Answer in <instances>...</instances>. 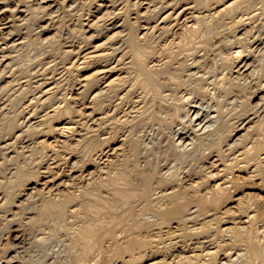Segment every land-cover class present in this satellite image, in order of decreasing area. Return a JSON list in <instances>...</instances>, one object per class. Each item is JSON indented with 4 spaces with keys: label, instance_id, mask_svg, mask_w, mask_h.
<instances>
[{
    "label": "bare ground",
    "instance_id": "obj_1",
    "mask_svg": "<svg viewBox=\"0 0 264 264\" xmlns=\"http://www.w3.org/2000/svg\"><path fill=\"white\" fill-rule=\"evenodd\" d=\"M148 1V12L144 16L138 15L135 22L126 20L121 12L118 16L111 17L110 19L113 20L111 27L122 29L117 30L100 45H96L95 51L86 52L83 56L85 64L82 65L87 66L90 63L100 65L92 76L84 75V78L80 77L81 81H79L81 92L85 96L90 90L97 91L93 95L97 104L93 112L100 116L97 118L96 129L90 128L91 124L80 122L74 131L80 137L85 162L98 164L96 178L84 184L86 174L81 173L74 176L70 182L59 184L60 187L59 185L51 186L48 190L38 193L40 203L35 213V223L48 222L56 217V221L62 226L67 224L72 226L73 238L78 237L80 242L88 246L85 250L87 254L91 252L93 254L92 258L87 259L83 264H264V224L262 223V226H260L261 223L259 224L262 220L260 219L262 207L259 203H255L257 198H250L255 202H249L245 198L235 199L234 195L245 184L240 181L241 176L236 174L237 171L247 172L249 183L259 179L264 184V156H262L264 154V116L260 117L262 115L260 111L253 110L250 105L249 108L245 105V110L241 109L239 113L236 110L229 114L224 109L228 104L233 106L241 104L242 92L264 80V66L257 74V68L252 59L253 52L264 49V27L255 34V26L250 25L256 11H262L263 7H255V0H233L228 4L223 3V8L212 12L213 20L207 21L204 17H197V25L189 31H210L220 37L212 43L197 45L195 42L189 47L184 38L177 40L178 37L173 34L177 32L175 31L179 26L177 21L184 13V9L176 14V7L171 6L172 11L162 17L160 22L156 21L157 23L155 22L156 24L152 27L142 29L145 32L140 30L138 20L142 17L151 19L156 13V8L158 9L153 3L154 0ZM221 1L201 0L200 8H209L211 13L210 11L215 10L216 4ZM246 2H248L247 6L240 11L239 6ZM171 4L173 2H162L160 9L165 10ZM7 12L9 10H2L0 5V41L5 40L7 44L0 45V65H4L5 50L10 47L7 37H4L5 29L2 26V20ZM109 14L106 13L104 16L108 17ZM13 15H19L18 17L27 15V10L17 5ZM119 18L122 19L121 23ZM171 19H175L176 22L169 25ZM225 19L226 22H224ZM178 28L182 29L181 25ZM242 31L244 32L241 34ZM170 36L172 39L167 42ZM159 40H165L166 43L159 44L161 43ZM15 45L14 43L13 46ZM233 48L238 49L231 58L230 50H234ZM189 56H191L190 62ZM121 64L125 70L137 71L149 86V100L146 105L139 106L140 109L137 108L136 117H141L140 122H142L146 119V110L151 109L152 113L156 112L158 123L156 126L151 125L150 133L144 130L142 136H135L136 131L134 132L133 125L130 126L128 133L120 134L127 123L118 121L119 118L115 116L106 115L108 105L116 101L118 111L122 102L133 92L131 86L129 89L126 87L129 75L113 79H110V76L106 77L107 73L116 70ZM206 64H212L215 67L214 70L208 71ZM219 69L221 73L218 75ZM227 69L229 72L225 71ZM91 72L88 73L91 74ZM53 88L43 90L41 100L46 101L51 98L54 94ZM235 91L240 94H234ZM120 93L122 96H119ZM72 103L75 104V101ZM72 109L70 103L55 107L51 110L52 112L49 110L44 112V109L43 114L41 112L36 118L35 113L27 115L28 117L24 120L22 118L23 121L18 122V127L23 132H27L26 129L29 127L45 125L49 119L51 121V117L58 115L62 110L71 113ZM252 110L254 116L249 114ZM132 111L133 108L130 113ZM80 115L87 120L93 116L90 113L89 115L80 113ZM256 117L260 118L257 121L259 126L249 141H246V138L239 133L246 129ZM22 131L17 136H21ZM64 132L61 131L59 135L64 136ZM119 135L123 136L120 141L124 148L121 146L115 148L112 145L118 140ZM36 144L41 148L47 147L45 140ZM239 144L240 149L236 147ZM27 147V151L35 159L36 145L31 147L29 144ZM165 148L174 155V161L161 163L158 154ZM120 149H122L121 152ZM203 155L209 158V166H203L198 171L200 175L198 181L187 178L191 175L189 173L192 168H187L183 162ZM79 157L72 150L68 152L67 157L62 158L66 163L74 160L73 167H75ZM34 165L33 168L19 165L14 171L11 170L10 186L13 191L0 196V209L5 207L9 199L19 207L20 204L18 205L17 201L26 196L31 197L33 193L35 195L39 187H37L39 178H48L45 181L47 186L55 185L57 175L53 171L54 168L46 166L44 160ZM69 173V176L74 175L71 170ZM236 200L238 210L233 211L229 205ZM235 214L237 217L233 216ZM37 231L35 230L34 234L35 246L40 242ZM239 242L244 243L245 247H240L246 253L237 248ZM32 243L33 241L28 242L23 232L13 231L6 245L0 246V264H58L57 257L50 252L44 255L42 261L35 260L30 254L33 248Z\"/></svg>",
    "mask_w": 264,
    "mask_h": 264
},
{
    "label": "rangeland",
    "instance_id": "obj_2",
    "mask_svg": "<svg viewBox=\"0 0 264 264\" xmlns=\"http://www.w3.org/2000/svg\"><path fill=\"white\" fill-rule=\"evenodd\" d=\"M11 1H12V3H11ZM102 1H103V3H101ZM165 1H168V3L173 2V4H171L170 7H167L168 9L166 8L165 10H163V9L161 10L160 5L162 2H165ZM232 1L233 0H222L221 2L216 4V6L213 5V7L214 6L216 7V8H214L215 10L210 11L211 13H209V10H210L209 8L208 9L200 8L202 6L201 0H154V2H153L154 5H156V7H158V9L156 8V13L154 14V16L151 19H147L146 17L140 18L138 20V24H139V26H141L140 30H142V29L146 30L147 28L155 25L157 22H160L162 17H164L165 15H167L169 12L172 11L171 6H175L176 7V9H175L176 14L178 12H180L182 9H184V13L187 14V15L184 13L181 14L179 16L178 21H177L178 25L179 26L181 25V27H182V29L178 28L179 26L176 27L177 29L175 31H177V32L173 33L174 35H176V37H178L177 40L184 38L187 41L186 43L188 44V46L190 45L189 47L194 45L192 43H195V42L197 45H202L203 43H210V42L212 43V42L216 41V39L218 40L220 36L214 35V32H210V31H207V32L204 31V32H206V33H204V32H198L197 30L196 31L194 30L192 32V31H189V29H192L195 27V25H197L196 21L200 17H204L207 21L213 20V18H212L213 16L211 15L212 12H215L216 9L219 10V9L223 8V3L228 4ZM148 3H149L148 0H115V1L114 0H105V1L104 0H74V1L73 0H66V1L65 0H34V1L33 0H16V1L15 0H0V5L2 6V10H7V11L9 10V12L6 13L7 15L4 18V20H2V23H3L2 26H4V29H5L4 37H7V39H8L7 41H9L8 45L10 46L5 50L6 53L4 52L6 65H5V63H4V65H0V67H1L0 68V82H1L0 83V111H2V112H0V114H1V116H0V138H1L0 139V148H2V149H0V182L2 181V183L0 184V187H1L0 188V196L5 195L6 192L10 193L13 191V189L10 186L11 185L10 175L12 174V171H14L15 168L19 165L20 166L26 165L27 167L29 166V167L33 168L35 166L34 164H36L40 160H44L45 163L47 164L46 166L51 167V169L54 168L53 171L57 175V177H56L57 179L55 178V185L51 184V185L47 186V185H45V181L48 178H42V179L39 178V182H38L37 187L38 186L39 187L42 186V187L37 188L38 190L35 193V195L33 193L31 197L26 196V197L22 198L20 201H17V204L18 205L20 204L19 207L15 206L12 203V201L9 199L8 203L5 205V207L3 206L0 209V216H1L0 217V238H1L0 239V246H5L7 241H9V236L11 235V233L13 231L17 230V231H20V232H23L24 234H26L28 242L33 241V243H32L33 248L31 249L30 254L32 257H34L35 260L42 261V259L44 258V255L47 252H50L53 256L57 257L56 260H57L58 264H83L87 259L89 260L92 258V256H93L92 252L87 254V252L85 251L86 247H88V246H86L84 243L80 242L78 237L75 239L73 238L72 226H70L68 224L62 226L60 223H58L56 221V219H57L56 217L51 218V220L48 222H44V223H37L36 222L35 223V216H36L35 213L37 212L38 207H39V203H40V202H38V193L48 190L51 186L58 187L59 184L68 183L74 179V176L79 175L81 173L86 174V180H85L84 184L88 183V182L92 181L94 178H96V176L98 174V167H97L98 164L94 163V162H85L84 157L82 156V151H81L82 148L80 146L81 144H80V140H79L80 137L74 131L75 130L74 128L77 125H79L80 122H82L83 124H88V125L91 124V126L89 125V127L96 129L98 127L97 126V122H98L97 118L100 116V114L93 112V108L96 107V105H97L95 100L93 99V95L97 91L92 92L90 90L87 93L85 92L86 93V96H85V94H83L81 92V89H80L81 84L79 82V81H81L80 77L83 79L84 75L85 76H88V75L92 76V73L95 70L99 69L100 65L98 63H94V64L90 63L87 66L82 65V64H85L83 62L84 61L83 56L86 54V52L90 53L91 51H95L97 49L98 45H100L102 42H104L108 38H110L117 30L122 29V28H114V26L111 27L112 22H113V20L110 19L111 17H114V16L116 17L121 12V13H123V17H125L126 20H129L131 22H135L138 15L144 16L148 12V10H147ZM247 3L248 2L243 3L242 5L239 6L240 11L245 9V6H247ZM255 3H256L255 7H260V6L263 7L262 11H260V12H259V10L256 11V13L254 14L255 17L252 20V23L250 24L251 26H255L256 30H254V31L256 34V33H258V31L262 30L264 27V15H263L264 14V0H255ZM118 4H120V5H118ZM17 5H20L21 9L27 10V15H23L21 17H18L19 15L14 16L13 10L17 7ZM95 5H97V6H95ZM24 7H26V8H24ZM186 9H188V10H186ZM88 11H89V13H88ZM109 11L111 12V14H109L110 13ZM106 13L109 14V16H108L109 18L104 16ZM133 13H134V15H133ZM35 14H37V15L35 16ZM95 16H97V17H95ZM224 18H226V17H224ZM119 19H120L119 22L121 23L122 19L121 18H119ZM79 21L83 24H81ZM169 21H170L169 25H172L173 23L176 22L175 19H171ZM224 22H226V19ZM222 24H224V23H222ZM90 25H92V27H90ZM127 28H128V24L125 27V30ZM247 28H249V27H247ZM41 29H43V30H41ZM98 30H99V32H98ZM143 32H145V31H143ZM243 32L244 31H242L241 34ZM40 33H42V34H40ZM79 38H80V40H79ZM88 39H89V41H87ZM170 39H172V36H170L168 38V40H166V41L169 42V41H171ZM0 42H1V44H0L1 46L7 45V44H5V40H2ZM159 42H161L159 44L166 43L165 40H163V41L159 40ZM14 43L16 44L15 46H13ZM34 43H36V44H34ZM67 45H69V46H67ZM72 46H74L75 48ZM233 49L234 50H230V53L232 52L230 54L231 58L233 57L232 54H235L236 49H238V48H233ZM78 51H79V53H77ZM78 55H79V57H78ZM45 56L48 58V60ZM228 56H229V54H228ZM252 59L254 60V66L256 65L257 74H259L258 73L259 69H261V67L264 66V49L261 51L253 52ZM127 60H129V59H127ZM190 60H191V56L188 57L189 62H190ZM60 63H61V65H60ZM114 64H117V63H114ZM206 65H207L206 69L210 72H212V70H214V68H215L214 66H212V64H206ZM109 67H107V69ZM118 67L116 70H113L112 72L107 73L106 77L110 76V79H113V78H116L119 76L120 77L125 76L126 74L129 75L127 77H128V81L130 83L128 82L126 87H128V89L132 87L133 92L129 98H126L122 102L123 106L121 105V108L118 111L116 108V101H114L113 104L108 105L106 107V112H107L106 115L115 116L117 119L119 118L118 121H120V122L125 121L127 123L125 129L124 130L122 129L120 131L121 132L120 134L128 133V130L130 129L131 125H133L135 127L134 132L136 131V133H137V134L135 133V136H138V135L142 136L143 135L142 132L144 130L148 131L150 133L151 132V125L156 126L158 123V120L156 119V117H157L156 112L152 113L151 109L146 110V112H145L146 113L145 114L146 119L143 120L142 122H140L141 117L140 118L136 117L138 115L136 113L137 108L139 106L140 107L143 106L144 104L146 105V102L149 100L150 92H149L148 83L144 78H142V76L138 75L137 71H135L133 69L125 70L122 68L123 64L119 65ZM94 68H96V69H94ZM56 69H58V70H56ZM225 71L229 72V69H227ZM75 72L79 73V75ZM85 72H86V74H85ZM88 72L89 73L91 72V74H89ZM9 73H11V74H9ZM23 73H24V75H23ZM220 73H221V69L218 70V75ZM36 74H37V76H36ZM3 76H4V78H3ZM50 78H51V80H49ZM76 78H77V80H76ZM262 81L263 82H261L260 84H258V83L253 84L252 88H249L246 91L242 92V94H241V100H242L241 102L242 103L241 104L239 103L238 105H236L237 107L233 106L232 104H228L225 106L224 109L226 111H228L229 114L234 113L236 110H238V113H239V110H241V109L245 110L246 106L248 105L247 107L249 108V105H250V107H253V110L258 109L260 111V114H262L260 117H263L264 116V92H263L264 87H262V85L264 84V80H262ZM57 85H58V87L56 88ZM48 88H53L54 94L48 100L43 101L40 98L41 94H42L43 90H46ZM80 93H81V95H80ZM237 93H238V91L234 92V94H237ZM238 94H240V93H238ZM60 95H62V96H60ZM69 96H71V97H69ZM119 96H122V94L120 93ZM64 97L66 99H64ZM85 97H86V99H85ZM88 97H90V98H88ZM70 98H72V99H70ZM258 98H259V100H258ZM67 99H69L71 101H69ZM74 101H75V104L72 103ZM92 102H94V103L92 104ZM252 102H254V103H252ZM54 103H56V104H54ZM68 103H70V105L73 107L71 113H66V111L62 110L58 115L51 117V121L49 119L47 121V123L43 126L40 125V126H35V127H33V126L29 127L28 129H26L27 132H25V131L23 132L22 130L19 129V127H18L19 123L22 122L24 119H26V117H28L29 115H31V114L33 115L35 113V118H36L37 116H39L41 114V112L43 114L44 109H45L44 112H46L48 110L51 111L55 107L65 106ZM140 107L138 109H140ZM8 108H9V110H8ZM132 108H133V111H132L133 113L132 112L130 113V110ZM74 109H75L76 113H75ZM253 110L249 113V114H252L251 116H254L252 113ZM37 112L38 113L40 112V113L38 114ZM80 113H85L86 115L87 114L89 115V113H90L93 116L91 118H89V120H87V118H84L82 115H80ZM240 113H242V111ZM59 115H60V117H59ZM22 118H23V120H22ZM258 119H260V118H258V117L254 118L253 122L249 123L247 128L241 131L242 133L241 132L239 133V135H243V137L246 138V141H249L250 137L252 135H254L256 128H258V126H259V123L257 122ZM7 122H8V125H7ZM109 122H111V120H109ZM138 122H140V123H138ZM14 123L16 124L15 126H17V127L14 126ZM10 124H11V126H10ZM40 128H41V130H39ZM65 130L68 131V133ZM21 131L23 132L22 135L17 136L18 134L21 133ZM61 131L62 132L65 131L64 136L59 135V133ZM134 132H133V135H134ZM93 133H95V132H93ZM122 138H123V136L119 135L118 140L115 141L114 143H112V145H114L115 148H117L119 146L124 148V145L120 141ZM8 139H9V141H8ZM72 139H74V140H72ZM42 140L46 141L47 147L41 148L36 144L37 142L42 141ZM57 140L60 142L58 143ZM33 142H36V143H33ZM26 143H27V146L29 144H31V147L32 146L35 147V145H36V147L38 146L37 148L35 147V159H34V157L32 158L29 151H27L28 147L25 146ZM49 144H50V146H49ZM5 146H6V148H5ZM236 147L240 149L241 145L239 144ZM16 148H18V150ZM166 149L167 148L162 149L161 152L158 154V155H160L161 163H165L166 161H174V159H175L174 155L170 154ZM72 150H74L76 152V154L80 156L79 157L80 159H77L79 161L76 162L75 167H73V165L75 163L74 160L71 161V163H66L63 160L64 158H62V157H67L68 152L72 151ZM121 151H122V149H120V152ZM117 152H119V150H117ZM52 155H53V157H52ZM262 156H264V154ZM205 163H207L208 165ZM183 165L186 166L187 168H192L191 172L189 173V174H191L190 175L191 177L188 176L187 178H189V179L191 178L192 180L194 179V181H198L199 176H200L198 174V171L203 166L204 167L209 166V158L204 156V155L199 156L196 159H191L189 161L185 160L183 162ZM70 170L72 171V174H74L73 176L68 175V174H70L69 173ZM35 172H36V169H35ZM241 173H243V174H241ZM236 174H240V176H241L240 181L244 182L245 184H244V186L239 188V190H237V192L234 194L235 199L245 198L246 201L255 202V200H251L250 198H257L255 203H259V205H261V207H262L261 211H260L261 212L260 219H262V220H260L261 222L259 221V224L261 223L260 226H262V223L264 224V213H263L264 212V184H262V181H260L259 179L254 180L253 181L254 183H251V182L249 183L250 180H249V175L247 174V172H240L239 173L237 171ZM43 179H44V181H43ZM68 179H69V181H68ZM6 180H8V181H6ZM59 187H60V185H59ZM44 188H46V189H44ZM229 207L233 211H237L238 210L237 209L238 208L237 200L235 202L230 203ZM234 208H235V210H234ZM233 216L237 217L236 214ZM12 218H13V220H11ZM10 225H11V227H9ZM39 227H40V229H38ZM74 228H75V226H74ZM35 230H38L36 233H38L39 237H40V242L36 246H35V236H34ZM44 233H46V234H44ZM238 244H239V246L237 247L238 249L242 250L245 247L243 242H239ZM60 246H62V247H60ZM240 246H243V248ZM243 251L246 253L245 250H242V252ZM62 255H63V258H61ZM64 258H65V260H63Z\"/></svg>",
    "mask_w": 264,
    "mask_h": 264
}]
</instances>
